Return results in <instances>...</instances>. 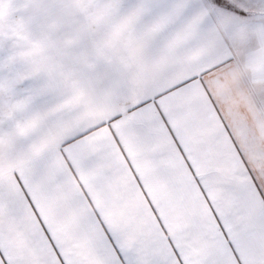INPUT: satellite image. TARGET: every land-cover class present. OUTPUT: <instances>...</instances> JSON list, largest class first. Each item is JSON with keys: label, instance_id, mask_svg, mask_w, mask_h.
<instances>
[{"label": "snow or ice", "instance_id": "obj_1", "mask_svg": "<svg viewBox=\"0 0 264 264\" xmlns=\"http://www.w3.org/2000/svg\"><path fill=\"white\" fill-rule=\"evenodd\" d=\"M105 2L0 0V264H264V0Z\"/></svg>", "mask_w": 264, "mask_h": 264}, {"label": "rangeland", "instance_id": "obj_2", "mask_svg": "<svg viewBox=\"0 0 264 264\" xmlns=\"http://www.w3.org/2000/svg\"><path fill=\"white\" fill-rule=\"evenodd\" d=\"M112 5H113V0H106V2L103 3L99 8L97 12V16L98 17L104 16L108 12V10L111 9ZM76 6H77V0H73V3L69 8V11H73L76 8Z\"/></svg>", "mask_w": 264, "mask_h": 264}, {"label": "crops", "instance_id": "obj_3", "mask_svg": "<svg viewBox=\"0 0 264 264\" xmlns=\"http://www.w3.org/2000/svg\"><path fill=\"white\" fill-rule=\"evenodd\" d=\"M134 14H135L134 12H130V13L128 14V16L124 18V20L122 21V24H126V23L128 22V20H129ZM95 27H96V24H95V23H92V24H90V25L88 26V30H89V31H92V30L95 29Z\"/></svg>", "mask_w": 264, "mask_h": 264}]
</instances>
